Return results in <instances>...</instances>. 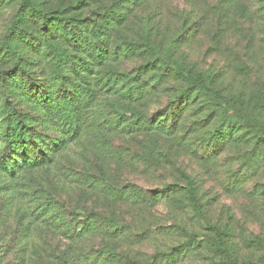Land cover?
I'll use <instances>...</instances> for the list:
<instances>
[{
  "label": "rangeland",
  "instance_id": "1",
  "mask_svg": "<svg viewBox=\"0 0 264 264\" xmlns=\"http://www.w3.org/2000/svg\"><path fill=\"white\" fill-rule=\"evenodd\" d=\"M30 1L44 8L65 7L73 3L72 0ZM186 1L187 6L184 0H143L138 9L130 4L128 12L136 14L142 24L159 28L160 34H163L167 27L171 28V24L179 23L181 14L188 20L195 16L191 13L195 0ZM199 1L207 11L200 17L202 27L197 30L189 26L179 35L181 37L173 45L178 52L174 58H185L184 63L200 71H209L215 76L214 87L221 94L232 96L243 107L240 111H257L264 117V0H237L236 3L231 0L230 4H224V9L220 8L221 0H214L216 5H211L210 0ZM18 3L20 0H0V158L7 157V170L0 172V264H19L20 260H28L27 251L31 246L45 248L50 237L41 229L43 219L57 225V220L62 218L70 227L85 222L86 215L78 212L77 208L83 209V203L95 192L103 203V198L111 193L106 181H112L113 176L123 179L121 169L127 161L136 167V172L145 173H137L142 177L129 179L137 187L131 192L147 194L160 191L151 216L160 218L162 222L169 221L173 216L174 222L169 228L163 224L165 227L156 234H145L143 241L138 242L143 244L139 258L147 256L144 260L147 261L153 257L150 260L154 261L159 252L167 256L175 252L171 259L164 258L162 264H264V145L256 148L258 156L254 158L251 157L254 149L240 146V150L230 154L224 152L216 160H211L208 154H204L207 150L202 147V152L199 149L196 151L199 146L187 137L186 147L178 143L184 149L178 147L172 150L176 161L174 170L168 168L161 173L144 168L138 162L140 155L136 149L123 144L128 136L121 135L117 130L111 131L108 122L117 123L115 116L118 111H142L151 118L164 106L166 93L183 83L173 80L170 84L160 85V92L156 91L148 98L133 102L125 100L113 92L116 89L126 92L127 88L135 87L125 84L127 79H124V74L136 76L125 70L131 69V60L124 59L119 61L121 76L116 78V82L108 84L113 90L105 93L106 88H103L97 92L83 116L79 134L74 135L72 125L68 126L60 114L43 108L48 105L47 102L58 103L62 95L60 87L64 88L62 84L54 85L48 78L40 77V73L48 75L51 66L36 68L35 77L29 78L23 76L24 71H29L25 65L32 62L29 54L20 49L21 61L17 58L13 61L9 55L5 58L3 47L6 48V45L3 43L11 40L7 30L17 15ZM210 8L212 17L209 16ZM237 23L243 24L236 31L239 40L248 44L246 53L249 63L261 68V77L250 71L243 75L238 64L231 65L234 60L220 43V35L231 31L234 25L238 26ZM54 25L62 27L56 21ZM246 35L249 42L245 39ZM168 39V36L160 35L155 42L164 46ZM11 45L15 46V41L11 40ZM145 59V56L139 59V65ZM96 72L101 74L105 83L108 74L105 78L101 67L95 68ZM52 73L58 74L53 68ZM61 77L67 79L65 74ZM92 77L90 81L93 85L99 76ZM68 83L72 85L74 81L70 78ZM81 86L83 89L75 88L76 93L85 91V85ZM181 111H201L197 117L210 123L207 128L214 124L211 119L215 110L206 99H195ZM191 119L188 118L185 123H190ZM15 127L24 133L18 142L2 137ZM22 140L26 146L21 144ZM144 153L148 155L146 150ZM195 153L202 160H196ZM246 153L248 155L244 158ZM35 156L42 157L46 162L36 168L21 166L25 158H31L32 162ZM182 171L194 180L197 195L203 198L199 203L201 207H197L200 213H196L188 202L182 201L181 195L172 196L171 202L162 196L163 187L172 185L174 181L169 172L179 177ZM71 213L72 216H69ZM218 236L222 238L220 245L217 244ZM130 260L139 262L132 257Z\"/></svg>",
  "mask_w": 264,
  "mask_h": 264
},
{
  "label": "trees",
  "instance_id": "2",
  "mask_svg": "<svg viewBox=\"0 0 264 264\" xmlns=\"http://www.w3.org/2000/svg\"><path fill=\"white\" fill-rule=\"evenodd\" d=\"M72 1V4L65 7L44 8L34 1L20 0L17 15L7 30L16 45L12 47L10 39L3 43L6 45V48L3 47L5 58L9 55L13 61L16 58L21 61V54L18 52L20 49L32 58V62L25 65L29 71H24L23 76L34 78L36 68L51 66L50 73L48 75L40 73V77L48 78L50 83L54 85L57 83L60 86L62 84L64 87H60L62 95L58 99L59 102L56 104L47 102L48 105L43 107L45 111L60 114L68 126L72 125L74 135L79 134L84 121L83 116L95 100L93 98H96L97 92H101L103 88H106L105 93L113 90L108 84L116 82V78L121 76L119 61L131 60V69L125 70H129L128 73L136 77H129L130 74L126 73L128 75L124 74V79H127L126 86L133 84L134 89L127 88L126 92L113 90L125 100L133 102L148 98L156 91L160 92V85L170 84L173 80L183 83L181 87H174L166 93L164 106L160 111H155L151 118L142 111H118L115 116L117 123L108 122L111 131L117 130L121 135L128 136L126 137L128 140H124L123 144L127 148L136 149L140 155L138 162L144 168L161 173L168 168L174 170L176 161L172 150L178 147L184 149L178 143L186 147L187 137L199 146L196 151L207 150L204 154H208L211 160H216L224 152L230 154L242 147L247 150L254 149L251 157L258 156L257 149L264 145L262 113L240 111L243 107L237 104L232 96L223 95L214 87L215 76L212 73L197 70L192 65L184 63L185 58H174L178 52H175L173 45L181 37L179 35L189 26L197 30L202 27L200 17L207 11L199 0H195V5L192 4L191 13L195 14L193 18L189 17L188 20L181 14L179 23L171 24V28L167 27L163 34H160V29L154 25L142 24L141 19L135 17L136 14H129L128 11L131 10L129 5L132 4L138 9L143 0H109L106 4L93 0ZM184 1L187 6V1ZM236 1L234 0L235 3ZM230 2L231 0H221L220 8L224 9V4ZM210 4L216 5L217 2L210 0ZM209 16H213L212 8L209 9ZM165 20L168 21L167 18ZM55 21L62 24V27H56ZM237 25H234L231 31L227 30L221 34V37L218 36L221 38L220 43L234 60L231 65L238 64L243 75L249 74L250 71L253 75L261 77L263 72L261 68L249 63L246 53L248 44L239 40L240 36L236 30L243 24ZM160 35L169 38L164 46H159L155 42L159 40ZM245 39L249 42L247 35ZM144 56L147 60L139 65V59L142 60ZM97 67L102 68L105 78L108 74L105 83L102 82L104 79L99 72L94 73ZM52 68L58 74L52 73ZM64 74L67 79L61 77ZM92 76H99L93 85L90 81ZM70 78L74 81L72 85L68 83ZM81 85H85V91L78 94L75 88L83 89ZM44 95L49 101L47 94ZM202 98L209 101L215 110L212 111L214 115L211 119L214 124L209 129L207 126L210 123H205V119L197 117L201 111H181L195 99ZM188 118L193 119L190 123H185ZM22 135H24L22 129L15 127L2 137H6L8 141L10 139L18 142ZM21 144L26 146L23 140ZM240 146L242 147L238 149ZM144 150L148 155H145ZM247 155L248 153L244 158ZM193 156L197 158L196 160H202L196 153ZM6 158H0V172L7 170ZM25 160L21 165L24 168H36L46 162L38 156H35L32 162L31 158ZM128 163H123L121 169L123 179L113 176L112 181H106L111 193L103 198V203L95 192L83 203V209L77 208L78 212L86 215L85 222L79 223L80 226L70 227L62 218L57 220V225L43 219L41 223L44 225L41 229L50 240L45 244V248L31 246L27 251L28 260H20L19 264H138L146 260L147 256L139 258L143 244L138 242L143 241L145 234L158 233L165 227L163 224L169 228L173 216L167 222L151 216L152 208L161 193L160 191L147 194L136 191L132 193L131 189L136 190L137 187L131 184L129 179L142 177L137 173H145L136 172V167ZM169 173L174 181L171 182L172 185L163 187L165 188L162 191L163 198L171 202L172 196L181 195L182 201L188 202L196 213H200L197 207H201L199 203L203 198L200 194L197 195L194 180L183 171L179 177L175 176L174 172ZM69 216H72V213ZM221 242L222 238L218 236L217 244L220 245ZM181 250L185 252L186 249L182 247ZM173 253L167 256L166 253L159 252L154 261L150 260L152 257L141 264H162L164 258L171 259ZM131 257L139 259V262L130 260Z\"/></svg>",
  "mask_w": 264,
  "mask_h": 264
}]
</instances>
